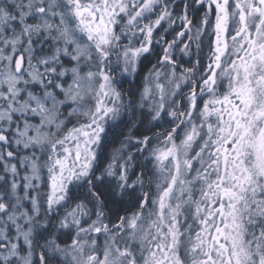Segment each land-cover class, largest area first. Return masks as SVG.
<instances>
[{
	"label": "snow or ice",
	"instance_id": "6c2138e0",
	"mask_svg": "<svg viewBox=\"0 0 264 264\" xmlns=\"http://www.w3.org/2000/svg\"><path fill=\"white\" fill-rule=\"evenodd\" d=\"M0 264H264V0H0Z\"/></svg>",
	"mask_w": 264,
	"mask_h": 264
}]
</instances>
